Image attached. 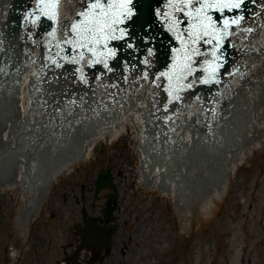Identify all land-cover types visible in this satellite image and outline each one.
I'll return each instance as SVG.
<instances>
[{
	"label": "water",
	"instance_id": "95a60500",
	"mask_svg": "<svg viewBox=\"0 0 264 264\" xmlns=\"http://www.w3.org/2000/svg\"><path fill=\"white\" fill-rule=\"evenodd\" d=\"M32 1L33 0H0V55L3 54V48L7 47L8 44H12L8 42L12 41L13 37L18 39L21 24V18L19 16L20 9L23 8V5L33 7L34 5ZM50 1L51 0H39V5L37 7V12H39V10L41 12L42 9L41 14L43 16V24H45L47 28L48 26H51V22L54 20V12L48 4ZM163 1L164 0H132L130 5L133 12L132 17L126 19L124 23L116 24L114 26V31L108 35L102 36L98 43H93L92 47L95 49V52H89L87 48L81 49L73 46L71 43H66L64 47L57 49H62L64 55L75 50L79 53H91L93 58L97 57L95 59L97 62L103 63L111 59L109 62L111 63L116 59L113 64H120L123 61L124 65H126L125 59L128 49L135 50L137 52L135 53L136 57L139 59L151 49V46H154L158 52L159 58L161 57L162 59V65L164 62L166 63L168 61L169 56L170 60L174 59L172 56H174L173 49L175 47V35L167 27V29L163 28V30H161V24L156 21L153 16L156 6ZM94 2L95 0H88V5L84 12L88 13V15L86 16L83 13L76 19L74 24L78 25V31L91 26L90 22L94 20L91 5ZM124 2H126V0H105L106 4L119 5ZM230 2H239L240 7L243 4V0H230ZM70 3L71 2L68 1L64 3L65 6L62 15L63 20L66 19L67 15H70L72 8H74ZM118 11L119 8L116 9V12ZM245 11L246 7L243 9H233L231 11L224 10L223 12L212 10L209 14L213 19L222 16L229 22H238L240 19L239 17L242 16ZM233 14H235V17L231 18ZM80 39V35L70 31L67 41ZM231 41L234 43L233 39H231ZM54 45L56 46V44ZM249 48L250 52H252L250 56L241 59L242 73L238 74L234 81L229 80L231 88L222 89V92L217 99V104L214 105L213 103H210L207 106L209 107L207 113L204 111L205 108L203 109L202 104L199 102L195 104L189 102L188 105L178 110L177 106L180 101L175 97H172L174 102H172L173 107H170L169 103H171V101L168 100L170 95H167L166 92L163 93L168 83L163 78L156 80L159 81L160 86L154 85V87H151L144 83V81H136V84L133 87L124 89L120 96L121 98L126 97L128 100L123 106L120 105L117 107L112 102L107 103L106 100H103L104 97H102V99L99 98L100 102H98L99 100H94L95 103H87L85 105L86 107H90L91 110H89V112L85 111L82 113H76L77 110H79L77 108L80 107H73L75 113L72 110V116L56 114L58 115V125L62 128L61 131L65 134L63 143L59 145L60 152H69V156L74 151V148H69V146L72 143H75L77 132L82 131V133L79 136L80 143L76 151L71 157L63 161L53 170L54 173L52 174V179L62 174V167L77 166L83 162L84 146L85 142L88 140L100 136L102 152L103 156H105L108 130L120 125V130H126V134L130 133L128 136H133L132 140L125 141L123 149L129 150L127 170V173L130 175L129 185L137 187V193L152 190L159 204H166L173 221L172 233L197 230L209 212L211 202L214 201L215 203L219 197V193H224L225 187H230V167L247 157V150H254V159H256V153L264 149V140L262 141V139H259L264 137V85L260 89L261 93H259L260 86L264 84V30L260 29L258 31V36L252 38ZM7 50L8 49H6L5 52ZM13 50L15 51V49ZM50 50L52 51L53 48ZM20 56L22 55H18L19 61L16 57L12 58V69H5L9 71L13 70V72L3 74V71H0V82L2 83L0 94H9L11 96L18 94L15 102L17 108L16 117H18V119H16L15 122L18 123L22 132L26 131L22 135L23 137L30 134V136L24 138L25 141L22 146L26 145L25 149H27V151H33V149L39 148L40 145L45 144V142H53L54 135L51 132L53 122L50 128L49 126L45 127L44 125L40 128L37 125L38 123L35 124L34 122H37L40 111L30 109L29 107L32 106L29 105V101H32L34 98L35 101H38L37 103L40 106H45V116H48L49 118L53 117L54 114L49 107H52L54 110V98L61 92H69L70 88H66L67 84L74 83L75 80L80 78L73 81L72 78L74 76L67 77L66 74H69L68 59L65 61L63 58L49 55L48 60L51 61L55 58V62L49 64V67H47V70L50 72V79L49 81H46L47 88L44 90V88L38 87V92L35 93L36 88L33 84H28V80L31 78L33 72H35L34 65L36 64L35 62L38 61V57L33 56L32 58L35 60L32 59L30 62L27 61L28 68L24 69L25 66L20 62ZM252 58H259L260 60L255 61L253 64V62H251ZM176 60L179 64L184 62V59L181 56L177 57ZM170 63L172 67L169 65V72H172L174 65L171 61ZM244 67L247 69L246 73H243ZM160 68L161 67H158L157 69ZM23 70L24 74L17 76L18 74H21ZM124 71L130 78L132 77L130 70L124 69ZM81 72L83 76L87 75L83 69H81ZM149 74L154 73L152 72ZM171 76L173 77V82H178L175 75H173V72ZM56 78L59 80H54ZM163 82H166L167 84L163 85ZM196 84L198 83L196 82ZM184 85L182 83L180 88L185 93H192L191 90L194 89V85L191 84V89L189 90L187 89V86ZM31 86L32 89L30 88ZM144 86L146 88H143ZM233 89L235 94L231 95ZM256 89L258 90L259 95L255 99V107L251 114V111L248 113L250 105L246 102H251L252 96H255L254 92ZM61 95L67 98L66 95ZM165 95H167V97H165ZM199 96L200 97H196L202 100L204 98V93H199ZM154 97L156 100L152 103L148 102L146 99H152ZM121 101L122 99L119 101L117 100V103H120ZM157 101H159L156 107L159 110L158 114H150L152 104L155 105ZM58 102L63 103L64 100L59 97ZM159 103H161V107H158ZM96 105L98 109L96 108ZM228 105H233L230 106V110L229 108H226ZM6 110V105L0 103V117L5 115ZM246 114L247 116H245ZM45 116L44 118L42 117V119H46ZM31 122L34 123L33 127L27 125V123ZM8 123L9 125L7 124V127L0 133V141L11 145L13 144L12 138L14 131L16 130V125H12L11 121ZM173 123H175L173 127L174 132L168 133L167 130L171 129L170 125ZM216 124H220L216 130L217 133H208L207 129L216 126ZM81 125L82 127H80ZM78 127L80 128L76 131V128ZM151 127H156V129L159 130L158 139L156 134L153 136V130L150 129ZM242 128L247 129L246 138L239 135ZM71 129H73V131H71ZM53 132L58 133L60 131ZM231 134H238L237 136H240V138L237 137L238 139H235L231 149L226 147L222 152L223 155L221 160L223 166L216 177L218 184V187L215 190L216 193L211 191L210 186L212 183L210 182L208 175L205 173L201 174V172H197L191 178L182 174V177L178 181L175 180L174 177H178L179 175L173 174L171 179H169L170 177L167 176L169 171L168 168L170 169V167L173 166L171 160L179 159L184 156L187 151H189V147L187 148L188 145L192 144L194 151H196L201 147V143H203L210 152L214 153L216 147L221 148L222 146L227 145L228 137ZM258 134L259 137L256 138ZM170 136L172 139L169 138ZM210 140H213L215 143H210ZM57 142L58 141H56V143ZM183 142L185 145H183ZM31 151L28 152L31 153ZM59 151L56 148V152ZM20 154H23V152L20 151L19 156ZM34 158H38L37 155L34 156ZM10 159L11 158L9 157L0 158V192L5 191L3 190V188H5L7 189L6 195L12 193L9 235L15 233L16 246L6 245V254H1L4 264L10 263L11 256H17L25 230L24 227L26 226L27 220L32 216L31 208L37 200L33 193L31 194L29 190L26 191L25 189L26 182L24 175L26 169L23 158L19 157V162L16 165L17 173L15 181L13 178L14 163L13 160ZM55 162L56 161L51 159L49 163L44 165V167L47 166V168L44 170V174L41 178L43 182ZM38 164L41 167L39 161ZM82 164L77 167H82ZM174 167L173 168L176 170L180 168L177 165ZM189 167H191V165ZM29 171L34 173V163L29 167ZM5 182L8 183L3 187ZM177 182H180V184ZM102 187H108L113 191L115 190L114 184L112 183V177L109 173L100 176L97 180V190ZM24 190L27 193L26 195L23 194ZM208 193H210L209 199H205L204 196ZM31 197L34 198L32 202ZM115 206L116 198L109 196L105 205L104 216L109 217L115 209ZM201 207L205 210H209L206 213L203 208L200 209ZM27 209L31 210L29 211ZM112 233V229L104 231L96 225V219L89 218L81 234L82 242L77 251L67 260V262L75 258L83 247L87 249L106 247L110 243V236Z\"/></svg>",
	"mask_w": 264,
	"mask_h": 264
},
{
	"label": "rangeland",
	"instance_id": "374dc122",
	"mask_svg": "<svg viewBox=\"0 0 264 264\" xmlns=\"http://www.w3.org/2000/svg\"><path fill=\"white\" fill-rule=\"evenodd\" d=\"M126 140L132 136L112 144L107 140L105 156L99 143L82 167L52 185L9 264H64L80 241L82 209L89 216H102L110 191H101L94 200V181L106 171L116 187L111 195L117 207L111 217L117 244L112 254L82 251L72 264H264V149L256 159L253 151L238 168L228 192L197 230L172 233L166 204H159L153 192L137 193L129 185ZM11 199L12 193L0 192V264L6 245L16 246L15 233L9 235Z\"/></svg>",
	"mask_w": 264,
	"mask_h": 264
},
{
	"label": "snow or ice",
	"instance_id": "6c2138e0",
	"mask_svg": "<svg viewBox=\"0 0 264 264\" xmlns=\"http://www.w3.org/2000/svg\"><path fill=\"white\" fill-rule=\"evenodd\" d=\"M132 0H126V2L119 5L106 4L105 0H95L92 3L91 8L93 10L94 20H92L91 26L85 27L78 31V25L73 24L71 31L81 36L80 40L65 41L71 43L73 46L81 49L87 48L89 52H95L92 47L93 43H98L102 36L110 34L115 30L114 26L118 23H124V21L132 17L133 12L130 7ZM172 9V13H181L182 16H175L171 13L165 12L163 16L168 21L170 31H179L183 36L186 37L188 43L182 40L184 46V62L182 64L174 65L173 75L179 81L185 79L189 75H194L193 64L196 62L192 60V57L188 55L189 52L199 54L197 49H193L190 45H195L200 41L205 43H213V40L205 39L206 37L213 36L218 30L216 22L213 17L209 14L212 10L223 12L224 10H233L240 7L239 2H230V0H176L175 3H169L168 5ZM119 11L116 12V9ZM79 15V14H78ZM88 15V13H84ZM183 17V18H182ZM186 18V19H184ZM232 24L237 21H232ZM184 24L190 25L189 28H182ZM229 21H224L223 31H228ZM223 37H221L222 39ZM148 55L151 56L152 52L149 51ZM215 55V53H213ZM84 55L81 52L80 59H83ZM92 63L97 61L92 60ZM147 63V60H145ZM108 68V65H104ZM162 75L168 76L171 80L173 77L167 73Z\"/></svg>",
	"mask_w": 264,
	"mask_h": 264
},
{
	"label": "bare ground",
	"instance_id": "6f19581e",
	"mask_svg": "<svg viewBox=\"0 0 264 264\" xmlns=\"http://www.w3.org/2000/svg\"><path fill=\"white\" fill-rule=\"evenodd\" d=\"M125 135H126V130H120V125H118V126L112 128V129L108 130L107 140L109 142H111V144H112V142L116 141L117 139L123 138ZM99 143H101L100 136H98L96 138H93V139L88 140V141L85 142L83 162L89 157L90 153L95 150V148L97 147V145ZM253 151L254 150H247V157H245L244 159H242L241 161H239L238 163H236L235 165H233L232 167H230V184H231V181H232V179H233L236 171L238 170V168L247 161V159L249 158V156L252 154ZM75 167L76 166L62 167V173L63 172L64 173L65 172L66 173H70L71 170H73ZM52 180H54V178ZM228 188L229 187H225V192L227 191ZM147 192H152V190H149ZM219 199H220V196L217 198V200L215 201V203L216 202H219L218 201ZM215 203H214V205H215ZM28 220H27V222H28Z\"/></svg>",
	"mask_w": 264,
	"mask_h": 264
},
{
	"label": "flooded vegetation",
	"instance_id": "af4514ba",
	"mask_svg": "<svg viewBox=\"0 0 264 264\" xmlns=\"http://www.w3.org/2000/svg\"><path fill=\"white\" fill-rule=\"evenodd\" d=\"M111 226V224H106V223H102V227H107V228H109Z\"/></svg>",
	"mask_w": 264,
	"mask_h": 264
}]
</instances>
